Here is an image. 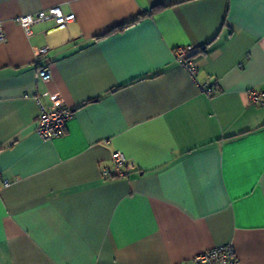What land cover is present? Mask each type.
I'll list each match as a JSON object with an SVG mask.
<instances>
[{"label": "crops", "instance_id": "1", "mask_svg": "<svg viewBox=\"0 0 264 264\" xmlns=\"http://www.w3.org/2000/svg\"><path fill=\"white\" fill-rule=\"evenodd\" d=\"M53 6L74 22L25 35L16 19ZM0 27V264H185L227 244L264 264V104L248 101L264 0H0ZM37 96L73 112L48 142ZM114 152L135 170L116 176Z\"/></svg>", "mask_w": 264, "mask_h": 264}, {"label": "built area", "instance_id": "2", "mask_svg": "<svg viewBox=\"0 0 264 264\" xmlns=\"http://www.w3.org/2000/svg\"><path fill=\"white\" fill-rule=\"evenodd\" d=\"M52 20L56 29H65L70 23L74 22L75 16L72 13L64 14L59 6H53L34 14L21 15L16 19L25 35H30V27L36 23ZM4 41V35L0 27V43ZM48 47L34 48V66L38 78L43 82L50 80L47 71L46 55ZM193 51L192 47L179 48L174 51L176 62L183 67L187 73L195 80V69L192 63L187 60V55ZM199 91L211 96L214 88L207 84H199ZM37 116L34 122V132L44 142L51 141L60 137L66 127L67 122L72 118L73 112L70 108L64 107L57 96H51V103L46 105L40 97H36ZM248 101L251 105L264 104V92L251 89L248 91ZM113 172L116 176L124 177L128 172L134 171L135 166L121 153L114 152L111 155ZM105 176H111L110 172H104ZM9 181L4 179L0 173V186L6 187ZM185 264H238L234 249L231 244L214 248L204 252Z\"/></svg>", "mask_w": 264, "mask_h": 264}, {"label": "trees", "instance_id": "3", "mask_svg": "<svg viewBox=\"0 0 264 264\" xmlns=\"http://www.w3.org/2000/svg\"><path fill=\"white\" fill-rule=\"evenodd\" d=\"M156 10H158V9H153V10L149 11L148 13H145L143 16H141V18H142V17H145V16H151L153 13L156 12ZM138 19H139V18L135 19L134 21H132V22H130V23H128V24H125V25H122V26H120V27H117V28H115V29L109 31V33H107V34H111V33H114V32H116V31H121V30H123L124 28H126V27L132 25L133 23L137 22ZM107 34H106V35H107Z\"/></svg>", "mask_w": 264, "mask_h": 264}, {"label": "water", "instance_id": "4", "mask_svg": "<svg viewBox=\"0 0 264 264\" xmlns=\"http://www.w3.org/2000/svg\"><path fill=\"white\" fill-rule=\"evenodd\" d=\"M197 52H192V53H190L189 55H188V57L187 58H191L193 55H195Z\"/></svg>", "mask_w": 264, "mask_h": 264}]
</instances>
